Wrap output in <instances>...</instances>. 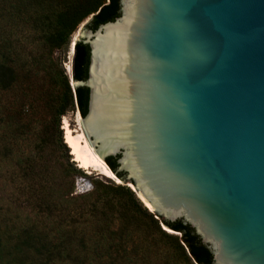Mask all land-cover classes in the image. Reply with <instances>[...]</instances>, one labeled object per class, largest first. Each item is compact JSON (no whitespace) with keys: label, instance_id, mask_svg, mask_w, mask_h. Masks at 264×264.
Wrapping results in <instances>:
<instances>
[{"label":"water","instance_id":"95a60500","mask_svg":"<svg viewBox=\"0 0 264 264\" xmlns=\"http://www.w3.org/2000/svg\"><path fill=\"white\" fill-rule=\"evenodd\" d=\"M120 4L76 39L90 48L87 79L70 75L89 89L84 135L215 264H264V0Z\"/></svg>","mask_w":264,"mask_h":264},{"label":"rangeland","instance_id":"374dc122","mask_svg":"<svg viewBox=\"0 0 264 264\" xmlns=\"http://www.w3.org/2000/svg\"><path fill=\"white\" fill-rule=\"evenodd\" d=\"M35 13L43 10L0 0V53L17 75L0 92V264H31L41 256L73 264V255L79 264H195L134 205L128 180L118 184L77 166L63 127L67 121L73 138L83 130L76 108L59 114L62 76L70 80L71 43L91 17L55 39L53 29L26 17Z\"/></svg>","mask_w":264,"mask_h":264},{"label":"trees","instance_id":"16d2710c","mask_svg":"<svg viewBox=\"0 0 264 264\" xmlns=\"http://www.w3.org/2000/svg\"><path fill=\"white\" fill-rule=\"evenodd\" d=\"M120 1L121 0H10V5L13 7L17 6L18 8L26 7L28 9L36 8L41 11L43 10V14L35 13V15L26 17L32 20L36 26L53 29V38L59 39L71 35L79 24L88 17H91V19L85 24L84 28L92 31H95L102 24L113 22L121 14ZM89 62V45L83 43L82 40H76L71 60L73 81H84L87 79ZM16 81L17 75L14 67L6 62L4 55L0 53V92L9 90ZM69 81L71 82L66 76H62V82L65 88V106L64 109L59 111V114L62 115L68 109L76 108L79 114H81L80 116L84 118L88 113L89 89L85 86H79L73 89L70 87ZM72 157L71 155H67L68 163ZM104 161L117 178L123 182L126 181L125 174L118 171L117 162L110 165L105 158ZM69 167L73 172L80 173V170L73 162L69 163ZM130 182L134 184L133 181ZM129 194L132 197L134 205L148 220L150 225H152L161 236L172 240L174 246L178 249L184 260L188 261V263L194 262L195 264H215L212 250L207 244L202 242L200 236L190 224L174 226L157 212L151 213L139 199L133 196V192L130 191ZM69 199L71 201L74 200L72 197H69ZM168 230L173 231V233L177 234L179 237L170 236L167 233ZM65 257V255L61 256L60 260L65 259ZM40 258V261L33 262L32 260L31 264H54L56 262V258H44L42 256ZM66 258L69 257L67 256ZM70 258H72L73 264H79L77 256L73 255ZM28 262L29 261L24 262L23 264Z\"/></svg>","mask_w":264,"mask_h":264},{"label":"bare ground","instance_id":"6f19581e","mask_svg":"<svg viewBox=\"0 0 264 264\" xmlns=\"http://www.w3.org/2000/svg\"><path fill=\"white\" fill-rule=\"evenodd\" d=\"M70 67V65L67 66L69 73L71 72ZM71 84H73L72 80ZM80 115L81 114H79V112L77 111V118L79 121H81L82 117ZM63 129L65 130V142L71 149V154L74 156V161L78 163L79 168L86 170L95 169L97 171H100L101 175L115 181L116 183H122V181L117 178L109 169V167L106 165V162H104L102 158L94 151L83 132L77 138H73L67 121H65ZM129 186L133 188L131 184H129ZM137 195L143 201L138 192ZM143 202L146 206H148L147 202ZM168 232L173 233V231L171 230H168Z\"/></svg>","mask_w":264,"mask_h":264}]
</instances>
